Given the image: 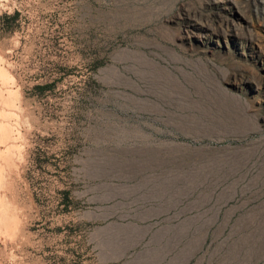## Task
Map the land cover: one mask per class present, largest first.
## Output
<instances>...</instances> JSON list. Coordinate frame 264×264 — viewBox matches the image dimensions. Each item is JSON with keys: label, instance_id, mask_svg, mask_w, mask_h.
Returning <instances> with one entry per match:
<instances>
[{"label": "rangeland", "instance_id": "obj_1", "mask_svg": "<svg viewBox=\"0 0 264 264\" xmlns=\"http://www.w3.org/2000/svg\"><path fill=\"white\" fill-rule=\"evenodd\" d=\"M0 85V264H264V0H0Z\"/></svg>", "mask_w": 264, "mask_h": 264}, {"label": "bare ground", "instance_id": "obj_2", "mask_svg": "<svg viewBox=\"0 0 264 264\" xmlns=\"http://www.w3.org/2000/svg\"><path fill=\"white\" fill-rule=\"evenodd\" d=\"M1 86V85H0ZM2 89H4V88H2ZM7 89V88H6ZM5 89V91L4 92H2V97H10V92L8 91V90H6ZM10 90V89H9ZM1 97V96H0ZM8 99V98H7ZM6 99V100H7ZM2 100V99H1ZM15 100V99H14ZM11 101H13V99L11 100ZM4 115H5V113H4ZM7 118H9V117H7ZM2 120V119H1ZM7 120V119H6ZM9 120V119H8ZM9 123V122H8ZM7 133V132H6ZM8 136V135H7ZM11 139H12V137H11ZM10 143V142H9ZM12 145V144H11ZM11 157V156H10ZM12 158V157H11ZM8 164V163H7ZM6 177V176H5ZM2 182V181H1ZM1 186H2V184H1ZM5 205V204H4ZM11 210V209H10ZM1 218V217H0ZM3 222V221H2ZM5 222V221H4Z\"/></svg>", "mask_w": 264, "mask_h": 264}]
</instances>
